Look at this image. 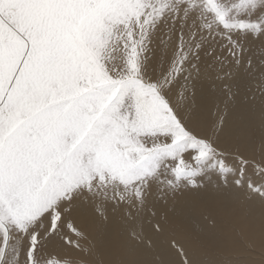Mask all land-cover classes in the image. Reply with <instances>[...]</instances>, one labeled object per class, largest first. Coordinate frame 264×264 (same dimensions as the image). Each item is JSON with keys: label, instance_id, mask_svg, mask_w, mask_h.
I'll return each mask as SVG.
<instances>
[{"label": "snow or ice", "instance_id": "obj_1", "mask_svg": "<svg viewBox=\"0 0 264 264\" xmlns=\"http://www.w3.org/2000/svg\"><path fill=\"white\" fill-rule=\"evenodd\" d=\"M257 42L264 0H0V264H97L118 241L89 239V211L151 249L146 211L212 175L264 205L231 83L256 80L264 114Z\"/></svg>", "mask_w": 264, "mask_h": 264}, {"label": "rangeland", "instance_id": "obj_2", "mask_svg": "<svg viewBox=\"0 0 264 264\" xmlns=\"http://www.w3.org/2000/svg\"><path fill=\"white\" fill-rule=\"evenodd\" d=\"M252 49H253V53L255 57H258L260 53H264V46H261L258 42L252 45ZM240 80H242L244 84L247 81L249 84L248 86L252 88L253 90H255L256 80H254L253 78L245 74L243 70L240 71L236 79L234 81H231V83L238 84V81ZM241 87L243 86H240L239 88ZM263 141H264V119H259L256 116L250 117L247 120V124L244 128L243 138L240 144L257 147L258 149H255V150L261 151V150H264V145H262ZM239 150L250 161V164L246 170V177L257 179V177L253 175L254 166L258 162L263 160L262 156L250 157L249 155L246 154L243 148L240 149V146H239ZM207 186L216 187V189H218V186L219 187L222 186V182L219 181L215 175H212L209 179H207L204 182L203 186L199 188H184L178 191L174 196H168L164 199H160L159 202L154 204V206L151 209V211H155L157 213L156 217H152L150 214V211H146V213L142 216L141 221L139 223L142 224L145 234L151 237L153 241V246L157 244L159 246V251L161 250V252L164 254V256L162 255V253L159 254L160 256L162 255V258L157 255L156 256L144 255V257L147 258L146 261L144 260L145 264H151L152 262L159 261L161 259H162V262L166 264H180V261L182 258L177 256L176 251L169 247V241L172 239H175L176 241L179 242L180 245L184 247L188 255V258L194 261L195 264H264V255L261 257L260 255H258V253L261 252V249L253 245L252 243L245 242V241L243 242L246 248H248L251 251L256 252L257 254L225 253L223 250H226L227 247L223 246L221 242H218L216 243V246L211 247L210 245L208 246V244L203 241L206 239L204 237L206 233L208 235L210 234L209 235L210 237L218 238V236H216L215 234L217 233L221 234L222 232L221 236L224 238L225 235H223V233L228 234L227 232H230L231 230L235 229V227L232 225L231 222H229L226 218L221 216L219 212H216L213 209V207H211L210 201L207 200L208 203L206 204L203 203L205 201V198H204L205 193L202 194V192H204V189ZM229 191L230 193L232 192V193H237L240 195L242 193L244 194L243 190L237 189L232 185L231 178H229V183L227 187L222 186V188L220 187V190H215L214 192L215 194L219 195L222 193H228ZM229 197H233L234 200L238 203V199L235 196H229ZM243 197L245 198V194ZM184 198H186V200ZM249 201H252V200H249ZM254 202H256V205H262L259 200H256V201L254 200ZM177 203L180 204V208L181 207L188 208L187 211L189 212L188 213L189 216H193L197 211L201 213V215L198 214L199 212L196 213V217H194L195 219L197 218L196 221H198L196 222V225H195L196 229L193 226L195 222L194 223L192 222L193 224L188 223L186 219L181 220L177 216L174 217L175 215H172V217L171 215H169V213L173 209L177 210L176 208ZM219 206H220V202H218L216 208H218ZM225 206H232L235 210V206L232 204H227ZM197 214L199 215L198 216L199 218L197 217ZM257 215L259 216L261 215V213L258 212ZM88 216H89V222L87 224H85V221L82 218H78V223L82 227L86 228V231L89 234L90 240L95 242L96 235H97V228H106L107 231L113 236V239L115 241H119V238L117 239V237L115 236V233L117 231L118 236H119L121 227L124 224L117 223L113 218H111V216L106 225L104 224L103 221H99V220H96L95 222H91V211H89ZM200 216L202 217V219L200 218ZM217 218L219 219V221L217 220ZM149 220L152 221L151 225L148 223ZM157 220H159L165 228V231L162 234L156 233L153 231L152 225H154ZM223 221L225 224L228 223L227 224L228 229H227V226L224 223H222ZM217 222H220L221 224L220 223L217 224ZM201 223L202 225H200ZM202 226H205V227H202ZM219 226H220V229L216 230L219 228ZM197 227L200 228L201 231H195L197 230ZM206 227H208L206 231H208V229L209 230L211 229V231H208L210 233L204 231V228ZM229 227L230 228L232 227V229L229 230ZM224 228L227 231H225ZM214 229L215 231L213 232ZM211 232L213 233L211 234ZM134 242L138 246L143 245V244H138L135 240ZM236 243L241 245L239 242H236ZM115 244L116 242L112 244H105L104 246L97 247V252L94 257V259L97 261V264H121V262H125L126 264L131 263V261L133 260L131 256L129 259H123L122 254H124V252L121 251L123 246L119 247L118 246L119 243L116 246ZM143 247L145 248V250L139 251L137 253L135 260H138L141 257L140 252H145L146 250H149V248H147L145 245H143ZM158 252L154 254H157ZM140 260L143 262L141 258Z\"/></svg>", "mask_w": 264, "mask_h": 264}, {"label": "bare ground", "instance_id": "obj_3", "mask_svg": "<svg viewBox=\"0 0 264 264\" xmlns=\"http://www.w3.org/2000/svg\"><path fill=\"white\" fill-rule=\"evenodd\" d=\"M248 85L249 84L247 81L244 84L242 82V80L238 81V84H234L233 91L237 93L236 98H235V104H236L238 109L245 112L246 120H248L250 117H253V116L258 117L259 119H264V114H262V112H261L259 100H257L255 102L254 108L251 105L250 97H251L252 93H250L248 91V89L250 88ZM240 86H243V87L239 88ZM256 95L259 96V92H256ZM249 109H251V110L249 111ZM262 145H264V141H263ZM239 146H240V149L243 148V150L246 152V154L249 155L250 157L262 156V158L264 160V150L258 151V150H255V149H258L257 147L247 146L245 144H240ZM220 187L222 188V186H220ZM215 190H217L216 187H210V186L205 187L204 192H202V190H201L202 194L205 193V197H204L205 201L203 203L206 204V203H208L207 200L210 201L211 207H213V209L216 212H219V214L221 216H223L229 222H231L232 225L235 227V229L231 230L230 232H227L228 234L223 233V235H225L224 238L221 236V234H222L221 231H220L221 234H218V233L215 234L216 236H218V238L217 237H215V238L210 237L209 236L210 234L208 235L206 233V235L204 236L206 239L203 241L205 243H207L208 246L210 245L211 247H214V246H216V243L221 242L223 246L227 247L226 250H223L225 253H246V254L247 253H253V254H257L256 252L251 251L244 246L243 242L245 241V242L252 243L253 245L259 247L261 249V252L258 253V255H260V257L263 256L264 255V206L256 205V202H254V200L249 201L248 199H245L243 197L244 196L243 193H242L243 195L242 194L240 195L237 193H232V192L230 193V191H229L228 193H222V194L217 195L214 192ZM225 192H226V190H225ZM229 196H235L238 199V203L234 200L233 197H229ZM184 199L186 200V198H184ZM218 202H220V206L218 208H216ZM227 204L234 205L235 210L232 206H225ZM176 208H177V210L173 209L169 213V215H171V217H172V215H175L174 217L177 216L181 220L186 219V221L188 223H192V222L194 223L195 222L193 225L195 228L196 222H198V221H196L197 218L195 219L194 217H196V213H198L199 211H197L193 216H189L188 215L189 212L187 211L188 208H186V207L180 208V204H178V203L176 204ZM258 212H260L261 215L258 216L257 215ZM198 214L201 215L200 212ZM198 214H197V217L199 216ZM200 218L202 219L201 216H200ZM218 218H217V220L219 221ZM184 222H185V220H184ZM218 223H220V222H217V224ZM222 223H224V221ZM227 224H225V225L227 226ZM200 225H202V223ZM202 227H205V226H202ZM207 228L208 227L204 228L205 232L211 231V229L210 230L208 229V231H206ZM198 229H200V228L197 227V230H195V231H201V229L200 230H198ZM219 229H220V226L216 230H219ZM227 229H228V226H227ZM230 229H232V227L231 228L229 227V230ZM214 231H215V229L213 230V232ZM225 231H227V230L225 229ZM190 232H191V230H190ZM213 232H211V234ZM129 233L130 232L128 230V226L125 224L121 227V231L119 233V236H118V233L116 231L115 236L117 237V239L119 238V241L116 242L115 246L118 245V243H119V245H118L119 247L123 246V248L121 250L124 252V254H122L123 259H129L130 256H131V258H133V260L131 261L130 264H145L144 260L146 261L147 258H145L144 255H147V256H151V255L156 256L157 255L161 258H162V255L164 256V254L161 252V250L159 251V246L156 244L151 249L146 250L145 252H140V256H141L140 258L143 260V262L140 260V258L138 260H135L137 253L139 251H144L145 248L143 247V245H139V246L136 245L134 240L130 239L131 234H129ZM208 233H210V232H208ZM196 235H194V236H196ZM197 237H199V236H197ZM200 239H202V238H200ZM236 242H239L241 245L237 244ZM201 243H202V241H201ZM156 252H158V253L154 254ZM161 253H162V255L160 256L159 254H161ZM161 262H162V259L159 261L152 262L151 264H161ZM121 264H126V263L121 262ZM163 264H166V263L163 262Z\"/></svg>", "mask_w": 264, "mask_h": 264}]
</instances>
